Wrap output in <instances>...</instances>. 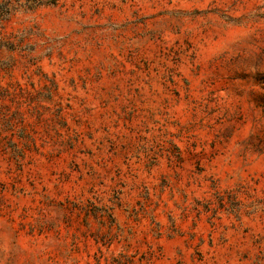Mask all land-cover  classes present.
<instances>
[{"label": "rangeland", "instance_id": "obj_1", "mask_svg": "<svg viewBox=\"0 0 264 264\" xmlns=\"http://www.w3.org/2000/svg\"><path fill=\"white\" fill-rule=\"evenodd\" d=\"M38 1L0 0V264H264V0Z\"/></svg>", "mask_w": 264, "mask_h": 264}, {"label": "trees", "instance_id": "obj_2", "mask_svg": "<svg viewBox=\"0 0 264 264\" xmlns=\"http://www.w3.org/2000/svg\"><path fill=\"white\" fill-rule=\"evenodd\" d=\"M36 4H37L36 6H38V5L41 4V3H40V1L36 0ZM4 8H5V9H4L3 12H4L5 14H8V13H9V7H8V5L5 4V7H4Z\"/></svg>", "mask_w": 264, "mask_h": 264}]
</instances>
